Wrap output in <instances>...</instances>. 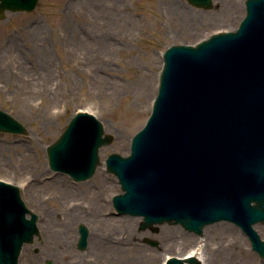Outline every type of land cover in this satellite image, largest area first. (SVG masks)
<instances>
[{
    "label": "rangeland",
    "instance_id": "374dc122",
    "mask_svg": "<svg viewBox=\"0 0 264 264\" xmlns=\"http://www.w3.org/2000/svg\"><path fill=\"white\" fill-rule=\"evenodd\" d=\"M245 14V0H214L209 9L187 0H39L31 12L9 11L0 19V108L28 128L26 135L0 131V179L19 185L27 206L39 214L40 235L24 245L19 264H164L166 256H181L194 242H207L210 250L206 227L224 220L206 225L198 235L169 222L141 230L142 217L117 214L112 197L122 189L107 170L106 158L111 152L128 154L132 136L150 115L164 51L233 30ZM79 108L93 112L114 138L100 147L95 174L76 182L51 170L47 147ZM100 168L106 184L95 178ZM54 175L65 178L73 190L44 187L41 179ZM36 176L38 188L31 187L34 182L27 187ZM97 198L108 202L103 212L114 218L109 229L115 237H131L117 218L137 219L133 248L120 250L119 244L104 254L101 243L110 238L99 235L107 223L93 207ZM224 222L244 237L251 264H264L243 230ZM81 223L92 233L86 250L77 246ZM164 226L178 227L187 240L178 232L170 235ZM255 228L264 239V222Z\"/></svg>",
    "mask_w": 264,
    "mask_h": 264
},
{
    "label": "water",
    "instance_id": "95a60500",
    "mask_svg": "<svg viewBox=\"0 0 264 264\" xmlns=\"http://www.w3.org/2000/svg\"><path fill=\"white\" fill-rule=\"evenodd\" d=\"M188 1L212 6V0ZM37 3L0 0V19L7 10L32 11ZM246 3L248 15L237 31L165 52L159 93L133 137L132 154L111 153L107 167L124 190L113 197L115 207L142 214L141 229L168 221L200 234L207 223L227 219L241 225L264 256V240L253 226L264 222V0ZM0 131L28 133L1 108ZM112 140L101 120L80 112L48 146L50 167L76 180L90 178L100 146ZM38 217L17 185L0 181V264H19L23 244L40 235ZM79 232L78 246L86 249L89 229L80 224ZM187 261L200 264L195 257Z\"/></svg>",
    "mask_w": 264,
    "mask_h": 264
},
{
    "label": "bare ground",
    "instance_id": "6f19581e",
    "mask_svg": "<svg viewBox=\"0 0 264 264\" xmlns=\"http://www.w3.org/2000/svg\"><path fill=\"white\" fill-rule=\"evenodd\" d=\"M159 87V85H158ZM158 90V89H157ZM131 143H132V138L130 141L129 148H131ZM1 149V148H0ZM105 173L102 171V168L98 170V173L96 174V179L97 183H103L106 184L108 180L105 177ZM53 177H43L42 180V185L49 186V185H55L58 190L61 191H69L73 190V186L68 184V181L63 178H54ZM41 180L36 176L35 178L33 177V181H30L27 183V187L32 184V188H38V184L41 183ZM107 190V189H105ZM108 191V190H107ZM104 192L100 191V195H102ZM112 195V193H111ZM104 200V199H103ZM96 205L93 206L94 208L97 209V214L106 227L100 230H96L93 233L94 235L98 234L103 235V238H110V240L102 241L101 243V249L104 251V254L106 256H109L111 253V250H113L116 246H119V249L126 250V247L133 248V246L136 245V243L132 244V239L136 237V233L132 230V227L135 224V221L137 220L134 217H128V216H123L121 219L117 218V222L120 220L122 228H124L125 232L128 233L131 237H128L129 239L126 241H123V237H115L114 234H111V230L109 229L110 226L112 225L111 222H113L114 218L111 216H108V213H104V210H107L108 207V202H103L99 198H97V201L95 203ZM77 207V206H75ZM81 208L84 207L82 204L80 206ZM79 207V208H80ZM122 215V214H120ZM133 216V215H131ZM116 219V218H115ZM116 227V226H115ZM163 230L169 233L170 235H176L180 234L182 235V238L187 240V235H184L178 227H170V226H164ZM178 232V233H176ZM206 232H207V240L210 239L211 245H210V250L207 249L206 244L207 242H202V243H197L194 242L193 244L189 245L186 250H184V253L182 256L189 257V256H194L195 258L199 259L202 261V264H251V258H252V253L250 252V249L247 247L246 241L242 234L234 227L233 225H230L228 222H220V223H215L213 225H210L206 227ZM176 233V234H174ZM92 235L91 231L89 234V241H90V236ZM189 238V237H188ZM122 246V248H120ZM165 259V258H164Z\"/></svg>",
    "mask_w": 264,
    "mask_h": 264
}]
</instances>
